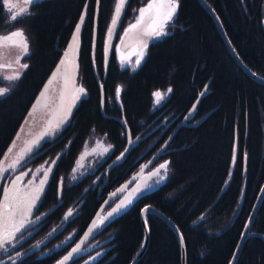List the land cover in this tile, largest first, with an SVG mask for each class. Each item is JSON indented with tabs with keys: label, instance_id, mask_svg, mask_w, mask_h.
I'll use <instances>...</instances> for the list:
<instances>
[{
	"label": "trees",
	"instance_id": "obj_1",
	"mask_svg": "<svg viewBox=\"0 0 264 264\" xmlns=\"http://www.w3.org/2000/svg\"><path fill=\"white\" fill-rule=\"evenodd\" d=\"M113 1L42 0L31 6L28 14L12 20V11L0 0V35L22 31L29 45L23 59L28 68L22 70L19 80L6 83L11 90L0 96V158L60 59L86 7L77 60V80L86 90V98L79 102L66 128L56 139L44 143L37 151L41 155L31 163H50L66 147L42 205L49 208L60 197L61 206L54 211L55 224L84 192L78 199L83 202L80 214L71 225L76 234L50 259L31 258L22 264H53L59 260L75 244L102 202L97 198L99 186L102 196L135 174L169 138L203 90L206 93L185 123L208 115L197 125L179 127L156 160L168 161L164 182L109 222L85 246L84 254L70 264H81L100 249L102 255L94 264H130L143 241L139 214L145 206H152L177 227L185 246V264H229L264 181V84L237 66L214 21L197 0H178L175 26L169 28L168 35L149 45L139 68L121 71L111 55L104 70L103 39ZM204 1L219 18L242 63L264 79V0ZM95 8L94 72L91 48ZM123 22L124 19L121 27ZM117 87L122 89L119 101L115 96ZM168 88L171 93L156 105L152 93L166 92ZM171 119L173 123L161 134ZM121 121L130 139L137 142L126 158L109 171L106 184V163L95 175L71 182L69 176L77 156L92 137L113 146L107 162L123 152L126 134ZM100 173L92 189L94 177ZM146 222L148 246L136 264H180L174 232L152 214L146 215ZM250 231L264 236V196ZM102 242H106L103 247L89 252L91 245ZM236 264H264V242L257 236L249 237Z\"/></svg>",
	"mask_w": 264,
	"mask_h": 264
},
{
	"label": "snow or ice",
	"instance_id": "obj_2",
	"mask_svg": "<svg viewBox=\"0 0 264 264\" xmlns=\"http://www.w3.org/2000/svg\"><path fill=\"white\" fill-rule=\"evenodd\" d=\"M36 0H25V7L20 8L18 11H12V9L16 8V4L9 3V0H5V6L8 7L9 11H12V20L20 19L23 15L29 13V8L35 5ZM126 0H117V3L114 8V15L112 19V26L109 28V37H111L112 32L114 31L115 25L117 24L120 15L125 7ZM178 0H150V2L146 5V7H142L139 9V14L135 19L134 23H131L128 28L125 29L124 37H121V43H124L125 37H129L133 33H137V45L138 51L136 53V61L134 68L139 66L141 60L144 56V49L147 48V40H143L139 38L140 36H148L150 38L155 37H163L168 35L167 28L172 24L173 19L176 15L178 9ZM147 17V23L145 19ZM84 21V17L81 16V24ZM79 32H80V24L76 26V32L73 36V44L70 45V48H74L78 46L79 40ZM0 43H9L13 46H18L22 49L21 55L17 56L16 64L19 66V69H14L12 64H0V70L3 69H12L10 73L4 74L0 72L2 78L9 82L17 81L20 79L22 75V70L28 68V64L21 63V59L24 56L28 55L29 52V45L27 40L24 37V33L22 31L13 32L7 36L0 37ZM110 43V40H109ZM119 51V48H117ZM69 53H65V56H68ZM126 62L125 57L121 56V63L122 65ZM66 61L62 60L61 64H65ZM59 72V69H57ZM57 73H54L55 76ZM52 80L50 79L48 84L45 85V91L41 92V97L45 100L47 99V90L49 85L52 84ZM69 84H71V92H70V99L67 100L65 103V98L69 95ZM11 90L10 87H0V96H4ZM121 91L120 87H117L115 90L116 100H120L121 98ZM172 89L168 88L166 92H161L159 90L154 91L152 96L154 97V103L159 105L165 97L171 93ZM86 94V90L83 87H77L75 82L74 76H67L65 75L64 78V86L61 91V103L58 106L56 113L53 119L48 121V128L42 132L38 137L33 139L30 142L26 143V147L22 149L19 153H17L16 157L11 159L10 162H7L9 153L12 152V147L8 149V152L4 154V158L0 159V179H5L6 175L8 174L11 176L13 173H16L17 168L21 165V161L25 158V153H30L33 150V146L37 145L43 137L53 134L57 129L60 128L69 118L71 114L72 107L74 106L75 102L80 99L82 95ZM41 104V100L38 99L37 104L33 106V112H30L29 115L32 116L33 113L36 111L37 106ZM195 108V105L193 106ZM107 135V134H105ZM131 143V140L129 141ZM15 142H13V147ZM111 145H107L106 147L101 141L96 142V146L91 149L90 152L85 151L80 159L77 160L76 164L77 167H83L81 161L87 156L91 154L97 153L98 149H102L99 153L103 155L104 153L108 152L111 148ZM123 156V153H121ZM120 157H117L119 159ZM235 159V157H234ZM48 164V167L45 168L41 165V168L37 171H42V178H40L39 183L35 182V179H30L27 181V184L21 185V181L23 180L24 176L28 175L21 171L18 175H14L8 181L7 186L3 189V198L0 199V250H3L5 253L8 252V246H12L13 248L16 244L19 243L21 239L24 238V232H30L29 226L32 225L35 221L41 219V215L35 216L34 220L30 219L33 217V211L36 209L38 201L41 199V195L44 192V186L47 183V177L49 173L52 171V166L55 165L56 161L52 160L50 163L45 162ZM168 162L160 164L159 168L153 172L148 174V177L144 178V180L138 184L135 188L128 192V194L120 200V203L116 205V207L112 208L110 212L107 213L106 216H102L99 212L97 213V219L92 221V224L88 231L85 233L84 237L81 239V242L76 244L74 248L71 249L67 255L63 256L60 260L56 262V264H67L68 261L72 260L74 254L81 251V244L84 242L85 239L92 233L93 229L98 228L102 225L109 217H111L114 213L119 212L121 209L126 207L128 204L132 203V198L136 196L137 193L141 191L142 188H150L151 186L147 184V179H150L153 176H159V180H163L165 176L160 175V170L164 169L165 173L167 171ZM73 173L77 171V168L74 167L72 169ZM33 177L36 176V173H32ZM76 179L75 175L72 177ZM159 180L157 183H159ZM127 188V185L121 186L120 189H117V192H123ZM62 191V181H61V188L58 190L59 192ZM112 196H116V193H113ZM108 201H105L107 204ZM144 212H147L148 209H144ZM74 209L69 208L65 213L64 219L67 220L69 217L73 215ZM245 229L248 228V224L244 225ZM56 229H53V232ZM19 234V236H18ZM51 235V233L49 234ZM243 235V234H242ZM181 241L183 242V237H181ZM99 255V253H97ZM21 256L20 252H16V257L19 258ZM9 261L11 264H16V260H14L11 256H8ZM92 259H95L94 257ZM0 264H3V261L0 260ZM85 264H88L85 261Z\"/></svg>",
	"mask_w": 264,
	"mask_h": 264
},
{
	"label": "water",
	"instance_id": "obj_3",
	"mask_svg": "<svg viewBox=\"0 0 264 264\" xmlns=\"http://www.w3.org/2000/svg\"><path fill=\"white\" fill-rule=\"evenodd\" d=\"M42 1V0H36V3ZM129 0H126V4L125 7L120 15V18L117 22V24L115 25L114 31L111 34V37H109V28L112 26V19H113V15H114V10L113 13L111 15L110 18V22L107 26V29L105 31L104 34V39H103V56H104V65L106 67V64L108 62L110 53L112 51V47L113 44L116 40V34L117 31L120 27V24L122 22L123 16H124V12L125 9L127 7ZM198 3L200 4V6L207 12V14L212 18V20L214 21L218 32L220 34L221 40L224 44V46L226 47L227 51L229 52L230 56L232 57V59L235 61V63L237 64V66L246 74L248 75L250 78H252L253 80H255L258 83L264 84V79L257 76L255 73H253L249 68H247L244 63H242V61L239 59V57L237 56V54L235 53L234 49L232 48L225 32L224 29L221 25V22L219 20V18L217 17V15L214 13V11L205 3L204 0H197ZM9 3H14L16 4V10H19L20 8H24L25 5V0H9ZM117 3V2H116ZM2 4L5 6V0H2ZM6 7V6H5ZM8 8V7H6ZM115 8V6H114ZM85 9L86 7H84V9L82 10V13L72 31V34L69 38V41L65 47V49L62 51L60 59L58 60L56 66L54 67V69L52 70V72L50 73V75L48 76L47 80L45 81V83L42 85L41 89L39 90L38 94L35 96L33 102L31 103V105L29 106L25 116L23 117L22 121L20 122L11 142L9 143V145L6 147L4 153L2 154L0 159L4 158V154L8 152V149L10 147H12V152L9 153L8 155V159L6 161L10 162L11 159L15 158L17 153H19L22 149H24L26 147V143L32 141L33 139H35L36 137H38L42 132H44L47 128H48V121L50 119H53L56 110L58 108V106L61 103V91L63 89L64 86V78L65 75L71 77L74 76L75 77V82H76V86L77 87H81V85L78 83V51H79V47H80V41L78 40V46L74 47V48H70V45L73 44V36L76 32V26L77 24H80V31L82 29L83 23L81 24V16H83L85 18ZM13 10V9H12ZM96 17H97V9L95 8L94 11V16H93V37H92V48H91V60H92V65H93V69L95 72V68H94V49H95V31H96ZM145 22L147 23V21L145 20ZM16 32V31H15ZM13 33V32H12ZM11 34V33H10ZM9 35V34H7ZM6 35V36H7ZM80 35V32H79ZM137 33H133L131 34L129 37H125L124 39V43H121V38L119 40V45L120 48H126L131 44H134L135 41L130 42L131 40H136L137 41ZM2 37V36H0ZM25 37V36H24ZM121 37H124V33L122 34ZM139 38L143 39V40H147V45L149 43H151L152 41L156 40L157 37L155 38H150L148 36H140ZM26 39V38H25ZM110 40V43H109ZM17 50L22 51V49L18 46H13L9 43H6V46L0 45V64H12L16 65V58L18 55ZM19 51V52H20ZM69 53L68 56H65V53ZM65 60L66 63L65 64H61V61ZM57 69H59V72H57ZM9 69H3L0 70V72H3L4 74L9 73L8 72ZM54 73H57L55 76H53ZM2 76V75H0ZM52 80V84L49 85L48 90H47V99L45 100L44 98L41 97V92L45 91V85L48 84L49 80ZM99 88L101 90V86L99 85ZM70 92H71V84H69V95L66 96L65 98V103H67V100L70 99ZM205 90H203L198 98L196 99V101L194 102V104L191 106V108L186 112V114L183 117V120L180 121L175 129L173 130V132L170 134L169 138L166 140V142L163 144V146L161 148H159L150 158L149 160L146 162L145 165H143L134 175H132L129 179H127L124 183H122L119 187H117L114 191L103 194L102 196L98 197L99 200H101L102 202L100 203L99 207L97 208L96 212L94 213L93 217L90 219V221L88 222V224L85 226V228L83 229L82 233L80 234V236L78 237L77 241L75 242V244L63 255H67L68 252L71 251L72 248H74L76 246V244L81 242V239L84 237L85 233L88 231V229L90 228L92 221L94 219H97V213L99 212L102 216H106L108 212H110L112 210V208L116 207L117 204H115L112 208H110L106 213L103 214V210L110 205L115 199L118 198V196L120 194H122L124 191L127 193V189L129 186H131L137 179H139L141 176L144 175V172L151 166V164L162 154V151L165 147V145L167 144V142L172 138V136L174 135L175 131L182 126H186V127H191L194 125L199 124L200 122L203 121V119L208 115V113L206 115H204L202 118H200L199 120H197L194 123L191 124H186L185 120L191 118L195 112L196 109V105L199 101V99L205 94ZM153 97V96H152ZM86 98V94L82 95L80 97L79 100H77L74 104V106L72 107V111L71 114L69 115L68 120L60 126L59 129H57L53 134L47 135L45 137H43V139L40 140V142L37 145L33 146V150L30 153H25V158L23 162L18 168L17 171L21 168H23L25 165H27L28 161L34 156V154L42 147V145L46 142H51L54 139H56L60 133L66 128V126L69 124L71 115L73 113V111L75 110V108L78 106L79 102L83 99ZM41 100V104L39 106H37L36 111L33 113L32 116L29 115L30 112H33V106L37 104V101ZM195 105V108H193V106ZM121 124L123 126L124 132L126 134V146L125 149L123 150V156H121V154L118 156L120 157L119 159H115V161L111 164V167L120 163L121 161H123L126 156L128 155V153L130 152V149L132 148L133 142L131 141V143H129L130 136H129V132L128 129L125 125V123L123 121H121ZM13 142H15V145L13 147ZM66 149V148H65ZM60 152L53 160L56 161L55 165L52 166V171L49 173L48 177H47V183L44 186V192L41 195V199L46 191V188L50 182L52 173L54 171V168L56 167V164L58 162L59 157L61 156ZM48 167V166H47ZM2 179H0V183H1ZM127 185V188L123 191V192H117V189H120L121 186ZM152 191V189H148V188H142L141 191L139 193L136 194V196H134L132 198V203L135 202L138 198L142 197L143 195L147 194L148 192ZM113 193H116V196H112ZM264 196V181L259 189V192L256 196V199L254 201V204L250 210V213L247 217V220L245 222V224H248V228L245 229V227H243L242 232L240 234L239 240L237 242L236 248L233 252V255L231 257V260L229 262V264H236L238 257L241 253V250L243 248L244 243L246 242V240L251 237V236H257L259 237L263 242H264V236L258 234V233H253L250 231L252 222L257 214V211L259 209V206L261 204V201L263 199ZM41 199L38 201L37 205L39 204V202L41 201ZM105 201H108L107 204H105ZM131 203V204H132ZM131 204H128L126 207H124L123 209H121L119 212L114 213L111 217H109L102 225H100L98 228L93 229L92 233L87 237V239L84 240V242L81 244V251L74 254L72 260L68 261L67 264H70L73 260L77 259L81 254H82V249L83 247L89 243L109 222H111L115 217L119 216L125 209L129 208ZM37 207V206H36ZM148 209L147 212H144V209ZM35 210V209H34ZM147 214H152L156 217H158L160 220H162L175 234L178 243H179V249H180V264H185L186 261V255H185V246H184V242L181 241V234L179 232V230L177 229V227L166 217L164 216L161 212H159L158 210H156L155 208H153L152 206H145L141 209L140 214H139V221H140V225L143 231V241L141 244V247L139 249V251L137 252V254L134 256V258L132 259V261L130 262V264H136L138 262V260L142 257V255L145 253L146 248L148 246V240H149V232H148V226H147V222H146V215ZM244 224V225H245ZM243 234V235H242ZM106 242H102L100 243L97 247H95L96 249H98L99 247L103 246ZM102 255V253L100 252L99 255L94 254L91 257H89L87 260L88 264H94L96 262V260H98L100 258V256ZM62 256V257H63ZM61 257V258H62ZM95 259H92V258ZM60 258V259H61ZM59 259V260H60ZM58 261V260H57ZM56 261V262H57ZM85 261H83L81 264H85ZM56 262L54 264H56Z\"/></svg>",
	"mask_w": 264,
	"mask_h": 264
},
{
	"label": "flooded vegetation",
	"instance_id": "obj_4",
	"mask_svg": "<svg viewBox=\"0 0 264 264\" xmlns=\"http://www.w3.org/2000/svg\"><path fill=\"white\" fill-rule=\"evenodd\" d=\"M127 14H128V16H130V13H127ZM137 16H138V14L136 15V13H135L133 19L135 17H137ZM123 19L125 20L124 17H123ZM123 19H122V21H123ZM173 21H174V19H173ZM123 24H124V22H123ZM172 25H174L173 22L167 28V31L169 30V28L173 27ZM148 47H149V45L147 46V49H148ZM117 48H119V51L117 50ZM127 49L128 48H125V49L120 48V45L118 44V38L116 37V40L114 42V45H113V48H112V51H111V55H112V59L117 63V65L119 66V68H120L121 71H129V72H131V71H134V70H136L137 68H139L141 66V64L143 63V61H144V59L146 57L147 49L144 51V56H143V59L141 60V63L139 64V66H136L135 68L133 66L135 65V61H136V58H137L136 57V53L139 50L138 49V45L136 44L134 48H131V50H127ZM121 56H124L125 57V60H126V62L123 65L121 63ZM11 82H13V81H11ZM6 83H10V82L7 81V80H4L2 78V76H1L0 77V84H1L0 87H7L6 86ZM166 119L167 118H165V120ZM165 120L162 121V122H160V124L156 125L153 130H157L160 127V125H162L163 123H165ZM173 121L174 120L171 119L169 121V123L166 124V126H165V128H164V130L162 131L161 134H163L166 131V129H168V127L173 123ZM161 134H159L157 136V138L155 139L154 143L159 140ZM97 141H101L104 144L105 147L107 145H110L109 143L103 142V139L102 138L92 137L90 140H87L85 142V144H84V146H83V148H82V150L80 152L81 155L85 151L90 152L91 149L96 146V142ZM136 142L137 141H134L133 142V145L136 144ZM165 142H166V140L164 141V143ZM151 146H152V144L149 146V149L151 148ZM162 146L163 145H161L160 147H162ZM65 148L61 152L64 153ZM164 148H166V147H164ZM101 151H102V149H98L97 150V153L91 154V155H87L81 161L83 167H77L76 162H77V160L79 158V155H78L77 156V159H76V162H75V164L73 166V168L74 167L77 168V171L75 173H73V171L71 170V174L69 176L70 181L71 182H74V181L80 180L82 178L88 177L89 175H95L97 169H99L103 164L106 163V167H105V170H104V175L106 177L105 178V181H104V184H106V182L108 181L107 174L109 173V171L112 170L118 164H120V163H118V164H116V165H114V166L111 167V164L115 161V159L119 155L116 158H114L112 161L107 162L109 159H111V156H112V154L114 152L113 146L109 149L108 152L104 153L103 155H100L99 154ZM41 153L42 152H36L34 154V156L28 161L27 165H25L23 168H21L18 171H16V173H13L11 176H9L8 174H5L6 175V178L5 179H2V181L0 183V199L3 198V189H4L5 186H7L8 181L11 178H13L14 175H18L21 171H23L25 173H28V175L24 176L23 180L21 181V185L22 186L25 185V184H27V181L30 180V179H35V182L37 184L39 183L40 178H42V171H39L38 172L37 170L41 168V165H43L45 168H47L48 164L37 163V164H35V166H32L31 163L37 157H39L41 155ZM63 153H61V156H62ZM81 155H80V157H81ZM60 157H59V159H60ZM59 159H58V161H59ZM156 160L144 172V175L143 176H141L131 186L128 187L127 193L124 191L122 194H120L118 196V198L116 199V202L114 203V205L117 204L118 202L120 203V200H122L128 194L129 191H131L138 184H140L144 180V178L148 177V174L150 172L155 171L156 169L159 168L160 164H163V163H165V161H167V160H162V161H160V162L157 163ZM146 162H144L141 165V167L143 165H145ZM22 163L23 162H21V164ZM54 170H55V168H54ZM33 172L36 173V176L35 177H33V175H32ZM53 173H54V171H53ZM53 173H52V176H53ZM73 175H75L76 179H73L72 178ZM160 175H163V176L166 175L164 169H161L160 170ZM52 176H51V179H52ZM100 176H101V173L98 174V175H96L94 177L95 179H94V182H93L92 189L95 188V186L97 184V181L100 178ZM129 178H127V179H129ZM51 179H50V181H51ZM164 179L163 180H159V176H153L150 179H147V184L151 186L148 189H152L153 190L154 186L158 187L159 185H161L164 182ZM126 180H124L122 183H124ZM158 180H159V183H157ZM48 186H49V184H48ZM48 186H47L46 190L48 189ZM60 188H61V184H59V189L58 190H60ZM101 188H102V186H99L98 191H97V198L101 196L100 195ZM45 193H46V191H45ZM45 193H44V195H45ZM83 193L80 194V196L78 197V199L82 196ZM44 195H43V197H44ZM43 197H42V199H43ZM42 199L39 202V204L37 205L36 209L33 211V217H31L30 219H33L34 220V217L35 216L41 215L42 213L44 215L41 216V219L40 220H38V221H35L34 220V223L29 226L30 232H24V234H23L24 235V238L21 239L19 241V243L16 244V246L14 248L12 246H8V252L7 253H5L3 250H0V260L3 261V264H11V261H9L8 256H11L14 260H16V264H22L23 262H25V261H27V260H29L31 258L32 259H39V260L46 261V260L50 259V257L54 253L62 250L64 247H66L68 244H70L73 241L74 236L76 234V231L71 228V225L74 224L73 221L76 220L77 217L79 216L83 202L82 201L81 202H78V199H76L70 206H68V208L65 209V211L63 212V214H61L60 219L58 220V222H56L55 224H53V221L55 220V217H56V214L54 213V211H55V209H57L58 207L61 206V203H62L61 202V199L58 196V200L55 203V205H53V206H51L49 208H46V209H44V206L42 205ZM114 205H112L111 208ZM69 208L74 209V212H73V215L71 217H69L67 220H65L64 219V216H65V213L67 212V210ZM108 210H105L104 209L103 211H104V213H106ZM53 229H56V231L53 232ZM50 233H51V235H49ZM18 236H19V234H18ZM93 246L94 245H91L92 248H93ZM17 251L21 253V256L19 258L16 257V252Z\"/></svg>",
	"mask_w": 264,
	"mask_h": 264
},
{
	"label": "rangeland",
	"instance_id": "obj_5",
	"mask_svg": "<svg viewBox=\"0 0 264 264\" xmlns=\"http://www.w3.org/2000/svg\"><path fill=\"white\" fill-rule=\"evenodd\" d=\"M116 2H117V0H114L113 1V8H112V13H113V10H114V6L116 5ZM150 2V0H129L128 1V4H127V7H126V9H125V12H124V18H125V20H124V25L121 27V24H120V27H119V29H118V31H117V34H116V37L118 38V43H119V40H120V38H121V36H122V34L125 32V29L126 28H128V26L131 24V23H134L135 22V19H136V17L133 19V17H134V15H135V13H136V15L137 14H139V9L140 8H142V7H146V5L148 4ZM129 5V6H128ZM12 11H18V10H16V9H13ZM112 13H111V15H112ZM127 13H130V16H128V14ZM126 14V15H125ZM11 15H12V12H11ZM128 17V18H127ZM110 18H111V16H110ZM146 21H147V17H146V19H145ZM109 22H110V20H109ZM109 22H108V24H109ZM108 26V25H107ZM107 29V28H106ZM106 31V30H105ZM12 33V32H11ZM8 34H10V33H8ZM7 34H4V35H0V36H6ZM133 41H135V43L134 44H131V45H129L128 47H126V48H128L127 50H131V48H134L135 47V45L137 44V41L136 40H131L130 42H133ZM0 45H3V46H6V43H0ZM123 49H125V48H123ZM147 49V48H146ZM146 49H144V51L146 50ZM20 51V50H19ZM18 50H17V53H18V55L20 56L21 55V52L22 51H20L19 52ZM120 56V55H119ZM25 57V56H24ZM24 57L21 59V63H23V59H24ZM13 68L14 69H19V66L16 64V65H13ZM12 69H9L8 70V72L10 73V71H11ZM8 74V73H7ZM153 98V102H154V97H152ZM104 142V141H103ZM80 155H81V153H79V158H80ZM78 158V159H79ZM102 253L103 251H98V253Z\"/></svg>",
	"mask_w": 264,
	"mask_h": 264
},
{
	"label": "bare ground",
	"instance_id": "obj_6",
	"mask_svg": "<svg viewBox=\"0 0 264 264\" xmlns=\"http://www.w3.org/2000/svg\"><path fill=\"white\" fill-rule=\"evenodd\" d=\"M99 245V244H98ZM98 245H95L94 247H93V250H98V249H100L101 247H103V246H101V247H99L98 249H96L95 247H97ZM101 250V249H100Z\"/></svg>",
	"mask_w": 264,
	"mask_h": 264
}]
</instances>
